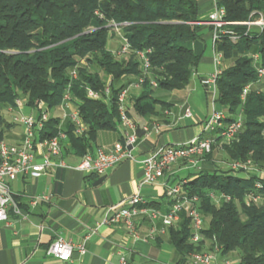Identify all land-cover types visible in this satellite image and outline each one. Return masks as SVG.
Instances as JSON below:
<instances>
[{
	"label": "trees",
	"instance_id": "trees-1",
	"mask_svg": "<svg viewBox=\"0 0 264 264\" xmlns=\"http://www.w3.org/2000/svg\"><path fill=\"white\" fill-rule=\"evenodd\" d=\"M217 5L239 37L234 42L224 38L216 46L226 67L216 81L215 103L227 110L223 125L239 116L242 125L230 143L221 144L218 136L215 140L231 163L249 162L252 170L212 163V170L192 171L181 181L186 196L197 198L203 225L207 221L203 237L210 243L214 239L221 255L238 252L237 264H264V96L257 92L261 86L256 76V66H264V28L244 35L246 27L241 25L264 20V0H220ZM198 21L196 0H0V112L14 109L16 99L30 109L43 103L48 111L60 105L68 91L86 130L75 136L69 124L65 150L81 158L91 151L98 132L116 131L120 125L117 96L125 86L121 80L133 78L134 83L143 76L137 51H150L148 74L139 96L132 99L137 114L154 115L156 107L164 105L152 97L154 89L173 91L188 85L204 48V27L193 24ZM111 23H126L120 28L131 47L125 57L107 49L115 35ZM255 55L258 62L252 59ZM99 72L109 78L108 95ZM87 89L99 99L88 98ZM58 124L50 118L39 139L53 137ZM14 126L0 114V135ZM190 224L183 211L179 224L169 229L171 243L184 257L205 247L190 242Z\"/></svg>",
	"mask_w": 264,
	"mask_h": 264
},
{
	"label": "crops",
	"instance_id": "crops-1",
	"mask_svg": "<svg viewBox=\"0 0 264 264\" xmlns=\"http://www.w3.org/2000/svg\"><path fill=\"white\" fill-rule=\"evenodd\" d=\"M196 1L199 20H205L214 3L220 0ZM201 27H204L201 33L204 45L206 41L211 42V37L208 26ZM113 45L112 50L107 48L112 54L118 50V44ZM200 63L209 65L211 70L200 74L196 67L184 89L171 91L179 106L160 101L164 105H158L154 115L141 116L132 107V99L139 96L141 89L134 90L127 97V115L139 137L134 150L137 160H142L157 147L182 145L199 137L205 120L213 109L217 111L216 103L212 105L210 92L200 83L214 71L213 50L212 57H201ZM225 67L226 64L222 61L221 69ZM125 79L127 83L134 80ZM202 92L205 99L202 98ZM208 96L211 108L206 101ZM74 107L76 104L72 101L67 107L58 105L51 109L52 113L51 110L48 113L50 118L58 120L59 128L68 130V116ZM25 109V114L32 111L37 114L36 110ZM187 112L190 117L186 118L184 115ZM222 113L227 115V110ZM151 123L158 124L159 131L143 136L142 127ZM8 133L17 136L20 141L22 127L14 126ZM119 139V126L116 131H100L90 152L95 153L99 147H109ZM62 145V160L66 168H58L35 179L19 177L10 183V190L22 215L8 210L7 221L0 222V264H122L121 258L124 259V264H196L189 254L184 257L177 253L169 239L170 228L164 230L162 225V216L170 208L165 189L174 186L192 172L187 165L172 166L156 185L151 186L143 184L142 166L133 161L122 162L104 175L79 172L76 166L80 158L72 153L66 154L67 143ZM41 161V158L36 160L38 163ZM135 194L145 203L154 204L153 207L146 206V213H139L132 218V233L125 228L123 222L97 227L105 217H110V208ZM41 195L50 196V200L31 207L30 198ZM152 211L157 214L155 218L150 215ZM152 230L154 233L151 235ZM86 236H89L85 243L86 253L80 255L74 252L70 261H60L45 253L47 246L57 237L76 244ZM207 249L205 246L202 251H208ZM224 256L219 253L216 261L211 264L227 261Z\"/></svg>",
	"mask_w": 264,
	"mask_h": 264
},
{
	"label": "built area",
	"instance_id": "built-area-1",
	"mask_svg": "<svg viewBox=\"0 0 264 264\" xmlns=\"http://www.w3.org/2000/svg\"><path fill=\"white\" fill-rule=\"evenodd\" d=\"M199 26H208L211 28V46L213 50L214 71L207 78L200 81L201 85L206 87L211 94L212 105L216 99V81L220 76L222 69L221 63L223 56L216 51V46L221 40L227 38L230 41H236L238 34L231 30L233 23L225 21V11L223 8L214 3L212 11L208 14L205 20H200L193 23ZM246 27L247 33L252 30L262 31L264 28V20L259 17L256 20L247 21L241 24ZM112 31L121 40L120 48L115 52L117 56L127 55L131 51V47L127 40L121 34L120 28L126 26L123 24H109ZM149 50L137 51L136 58L140 63L143 76L135 82L134 87H141L144 82V76L148 74L150 68L147 55ZM254 62H258V56L252 57ZM257 84H260V88L257 92L264 96V66H256ZM71 78L76 79V72H71ZM151 85L155 87L152 82ZM128 90H122L117 96L118 114L120 118V139L113 143L109 147H99L95 153L87 152L80 158L79 163L76 166V170L82 173H94L96 175H104L109 170L115 168L119 164L125 161L138 162L142 166L143 172V184L156 185L158 180L162 178L172 166L182 160H187L188 165L195 170H199L197 162L193 160V157H200L212 152V146L216 142L215 137H220L224 144L230 143L241 129V117L239 116L233 122L223 125L226 118V114L217 112L213 109L212 114L205 120L202 126L201 135L194 138L182 145L164 146L153 149L142 160H137L134 156V150L136 148L139 137L133 130V124L127 115L126 100ZM246 87L242 93V100L244 99L247 91ZM106 95L109 94V83L106 84L104 89ZM87 97L91 99H99V94L87 89ZM72 98L68 91L65 92L63 100L60 104L61 107H67L71 104ZM24 103L20 99L15 100V108L8 109V112H14L19 115L18 118H14L13 125L22 127V138L19 142L14 144H8L0 135V222L7 221V212L12 210L17 215H22L20 207L15 200L13 193L10 190V183L16 181L19 177L35 179L43 176L49 172H54L58 168H66V164L62 160V144L67 141L66 131L57 128L56 134L49 139H39V133L43 131L44 125L50 119L49 113L43 103H39L36 110L25 114L23 112ZM184 117H190L187 112ZM69 124L72 127V132L75 136L82 135L86 127L82 123L77 107L70 112ZM143 136H147L150 132H158L159 125L151 123L150 125L142 127ZM37 158H41V162H36ZM246 164L233 163L231 169L247 170ZM264 173H261V177ZM184 181H179L177 184L165 189V196L169 199L170 208L166 214L162 216L163 229L175 227L180 222V214L185 211L190 218V242L192 244H199L202 242L204 246L208 247V251L192 252L189 256L196 264H211L216 261L217 255L220 253V247L215 243V240H206L202 235L204 228L201 214L195 203L197 198H188L183 190ZM214 197V196H213ZM223 196H220V199ZM218 201V198L214 197ZM50 196H35L30 198L29 205L35 207L41 202H48ZM227 201V199H225ZM146 206L144 200L135 194L125 199L121 204L114 206L108 210L111 213L110 217H105L102 222L97 224V227L109 223L123 222L125 228L129 232H133L134 226L132 218L139 213H146ZM152 218L157 215L154 211L150 213ZM154 230L151 231V235ZM89 239L86 236L79 243H72L62 237H57L53 240L46 249V255L48 257L60 260L70 261L74 252L84 255L86 253L85 243ZM208 246H207V245ZM122 264L125 263L121 258ZM221 264H231L228 261H224Z\"/></svg>",
	"mask_w": 264,
	"mask_h": 264
},
{
	"label": "rangeland",
	"instance_id": "rangeland-1",
	"mask_svg": "<svg viewBox=\"0 0 264 264\" xmlns=\"http://www.w3.org/2000/svg\"><path fill=\"white\" fill-rule=\"evenodd\" d=\"M114 43H116V45L118 44V49L120 48L121 46V40L118 38L117 35H114V36H111L109 38V40L107 41V48L109 50H112L114 48ZM205 45V46H204ZM204 48H203V58H211L212 57V50H211V42L210 41H206L205 44H204ZM115 54V53H114ZM119 57H125L124 55H120ZM197 68H198V72L200 74H204V73H207L208 71L211 70V67L205 63H200L197 65ZM93 71L97 72L99 71L96 67H93L92 68ZM99 76L104 79V82L106 83H109V78H107V76H105L102 72H99ZM121 82H124L125 83V86L122 88V90H128V95L127 97L130 96V94L134 91V90H140V87L139 88H135L134 85H135V82L134 83H127L126 79H123L121 80ZM119 84H116V86H118ZM121 90V91H122ZM152 97L154 99H157L159 101H162L164 103H172V104H175L177 106H179V102L173 97V93L171 91H165V90H162V89H154L152 91ZM202 98L205 99V96L202 92ZM206 101L208 103V105L210 106L211 108V100H210V97L208 96L206 98ZM215 108L218 112L222 113L226 110V108L222 105H219V104H215ZM26 111V109L24 108L23 109V112ZM53 110H51V113H52ZM26 113V112H24ZM2 118L9 122V123H12L13 119L14 118H18L19 115L17 113H14V112H8V111H1L0 112ZM2 137L5 141L7 142H11V143H17L19 142V138L17 136H14L6 131H4L2 133ZM222 143V141L220 142ZM214 148L212 149V152L210 154H206L204 156H200V157H193V160L197 162V167H199V170H202V169H207V170H212L213 168L216 167H221L223 169H228V168H231L232 164L231 161L229 160L228 156L226 155V153L223 151L222 147L219 145V143L215 142L214 144ZM210 155V156H208ZM206 160H208L209 162H207ZM187 160H182L180 162H178L176 165H187L188 168L191 170V171H194V172H198L199 170H195L194 168H191L188 163ZM214 164L213 166H211L210 164ZM247 170L251 171L252 169V164H247ZM167 200H169L168 198H166ZM207 226V221H205L204 223V227ZM239 258H240V254L238 252H235V253H231L230 255H225L224 256V259L227 260L228 262H230L231 264H237L239 262Z\"/></svg>",
	"mask_w": 264,
	"mask_h": 264
}]
</instances>
